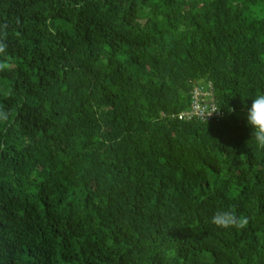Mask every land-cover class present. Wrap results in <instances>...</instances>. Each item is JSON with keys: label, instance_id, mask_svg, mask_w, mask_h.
<instances>
[{"label": "trees", "instance_id": "obj_1", "mask_svg": "<svg viewBox=\"0 0 264 264\" xmlns=\"http://www.w3.org/2000/svg\"><path fill=\"white\" fill-rule=\"evenodd\" d=\"M262 3L0 0V264H264Z\"/></svg>", "mask_w": 264, "mask_h": 264}, {"label": "clouds", "instance_id": "obj_2", "mask_svg": "<svg viewBox=\"0 0 264 264\" xmlns=\"http://www.w3.org/2000/svg\"><path fill=\"white\" fill-rule=\"evenodd\" d=\"M6 50V45L0 44V53ZM5 65H0L3 69ZM6 118V117H4ZM247 125L252 129V136L258 147L264 148V93H259L252 99L250 108L246 114ZM213 224L217 227H244L247 220L244 217L237 218L234 210H218L212 216Z\"/></svg>", "mask_w": 264, "mask_h": 264}, {"label": "built area", "instance_id": "obj_3", "mask_svg": "<svg viewBox=\"0 0 264 264\" xmlns=\"http://www.w3.org/2000/svg\"><path fill=\"white\" fill-rule=\"evenodd\" d=\"M193 98L192 109L182 113L179 116L180 119L182 117H188L189 119L197 117L201 120L210 121L213 117L220 115L212 87H209L207 91H204L203 88L195 87Z\"/></svg>", "mask_w": 264, "mask_h": 264}, {"label": "rangeland", "instance_id": "obj_4", "mask_svg": "<svg viewBox=\"0 0 264 264\" xmlns=\"http://www.w3.org/2000/svg\"><path fill=\"white\" fill-rule=\"evenodd\" d=\"M253 15H259L264 17V5L263 3L257 8V10L253 11Z\"/></svg>", "mask_w": 264, "mask_h": 264}]
</instances>
